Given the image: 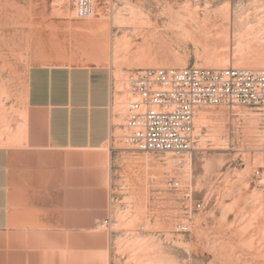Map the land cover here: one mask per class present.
<instances>
[{"label": "rangeland", "instance_id": "rangeland-1", "mask_svg": "<svg viewBox=\"0 0 264 264\" xmlns=\"http://www.w3.org/2000/svg\"><path fill=\"white\" fill-rule=\"evenodd\" d=\"M0 10L9 18L4 38L0 25V140L34 65L93 64L94 56L114 73L120 125L126 80L138 69H264V0H95L84 20L73 0H0ZM91 23L106 24L100 54L78 28ZM200 112L207 120L197 113L180 169L169 155L117 144L111 264H264V109Z\"/></svg>", "mask_w": 264, "mask_h": 264}, {"label": "crops", "instance_id": "crops-1", "mask_svg": "<svg viewBox=\"0 0 264 264\" xmlns=\"http://www.w3.org/2000/svg\"><path fill=\"white\" fill-rule=\"evenodd\" d=\"M0 25L4 38V10ZM88 58L94 63L24 73L0 140V264H111L101 225L111 217V163L124 129L113 71Z\"/></svg>", "mask_w": 264, "mask_h": 264}, {"label": "built area", "instance_id": "built-area-1", "mask_svg": "<svg viewBox=\"0 0 264 264\" xmlns=\"http://www.w3.org/2000/svg\"><path fill=\"white\" fill-rule=\"evenodd\" d=\"M94 2L73 0L75 18H89ZM126 85L122 141L139 152L169 155L177 169L194 149V120L201 110L264 109V69L143 68Z\"/></svg>", "mask_w": 264, "mask_h": 264}, {"label": "bare ground", "instance_id": "bare-ground-1", "mask_svg": "<svg viewBox=\"0 0 264 264\" xmlns=\"http://www.w3.org/2000/svg\"><path fill=\"white\" fill-rule=\"evenodd\" d=\"M229 14H230V12H229ZM105 26H106V24H103L101 26L100 24L91 23L89 25L80 27V29L82 31L81 34L83 35L81 37L83 40V43H85L87 46H89V48L97 50L98 54L104 52V50L107 46V34H105V31H103ZM203 27L204 26H200V28H203ZM100 31H102V34L104 32V34L102 35L100 33ZM119 104L121 105L122 102L119 101ZM196 120L199 123H203L204 121L207 120V115L204 112H199V115L197 116ZM19 134L20 133H18V135ZM165 160H166V164L171 162V161H169V158H166ZM147 162H148V160H147Z\"/></svg>", "mask_w": 264, "mask_h": 264}]
</instances>
